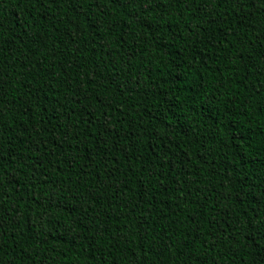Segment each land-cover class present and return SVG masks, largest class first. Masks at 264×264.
I'll list each match as a JSON object with an SVG mask.
<instances>
[{
    "label": "trees",
    "instance_id": "obj_1",
    "mask_svg": "<svg viewBox=\"0 0 264 264\" xmlns=\"http://www.w3.org/2000/svg\"><path fill=\"white\" fill-rule=\"evenodd\" d=\"M0 264H264V0H0Z\"/></svg>",
    "mask_w": 264,
    "mask_h": 264
}]
</instances>
